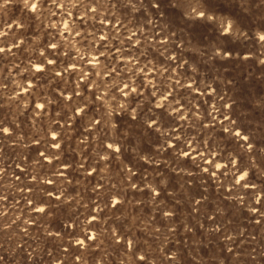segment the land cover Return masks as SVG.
I'll use <instances>...</instances> for the list:
<instances>
[{
    "label": "rangeland",
    "instance_id": "374dc122",
    "mask_svg": "<svg viewBox=\"0 0 264 264\" xmlns=\"http://www.w3.org/2000/svg\"><path fill=\"white\" fill-rule=\"evenodd\" d=\"M261 37L264 0H0V264H264Z\"/></svg>",
    "mask_w": 264,
    "mask_h": 264
},
{
    "label": "snow or ice",
    "instance_id": "6c2138e0",
    "mask_svg": "<svg viewBox=\"0 0 264 264\" xmlns=\"http://www.w3.org/2000/svg\"><path fill=\"white\" fill-rule=\"evenodd\" d=\"M262 39H264V37H261ZM133 91H135V89H133ZM237 135H238V133H237ZM109 147H111V146H109Z\"/></svg>",
    "mask_w": 264,
    "mask_h": 264
}]
</instances>
